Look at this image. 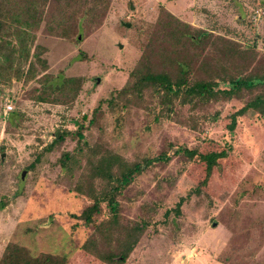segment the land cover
Instances as JSON below:
<instances>
[{
    "label": "rangeland",
    "instance_id": "1",
    "mask_svg": "<svg viewBox=\"0 0 264 264\" xmlns=\"http://www.w3.org/2000/svg\"><path fill=\"white\" fill-rule=\"evenodd\" d=\"M32 1L36 27L5 19L0 30V41L13 48L17 38L4 36L5 29L25 33L22 46L33 65L28 79L27 63L20 65V79H0V254L15 242L31 254L65 255L67 264H102L79 250L92 229L72 217L90 204L74 192L78 180L85 182V153L68 172L57 160L74 154L75 136L43 151L56 131L73 133L80 124V146H97L127 162L167 158L116 198L121 224L148 221L123 264H264V105L247 109L232 131L227 128L230 115L264 95V0H103L105 8L92 21L63 1ZM161 9L210 36L197 48L190 80L242 78L252 87L192 110L173 102L168 114L147 91L139 100L128 95L108 105L129 80L147 38L155 31L163 36L164 29L157 30ZM45 74L54 84L79 80L76 96L53 93L36 101ZM4 101L11 106L7 113ZM177 149L227 154L193 194L203 165L173 154ZM99 187L95 180L93 188ZM179 197L178 215L162 216ZM101 210L99 219H105L103 204Z\"/></svg>",
    "mask_w": 264,
    "mask_h": 264
},
{
    "label": "trees",
    "instance_id": "2",
    "mask_svg": "<svg viewBox=\"0 0 264 264\" xmlns=\"http://www.w3.org/2000/svg\"><path fill=\"white\" fill-rule=\"evenodd\" d=\"M19 1V0H17ZM14 0H0V30L5 19L12 21L18 27H36V10L32 0H22L20 4ZM43 3L47 0H41ZM59 4L71 6L77 14L82 11L83 16L89 17L92 21L100 11L104 9L106 2L103 0H90V3H83L80 0H54ZM105 1V0H104ZM58 6V5H57ZM163 12L157 22V30L164 29L163 36H156L153 32L149 36L142 48L141 55L129 72V80L123 88L111 95L107 104L114 105L115 98L127 101L126 97L131 96L132 100H139L144 91L155 96L158 104L165 113L171 112L172 103L187 105L189 109H195L198 105L203 106L211 100H216L217 96L237 92L239 89L251 88L252 83L242 78H235L228 81L213 80H190L193 59L198 56V47L205 44L210 36L202 31L190 28L188 24L181 23L170 14ZM165 16L162 20L161 18ZM89 21V22H90ZM86 25V24H85ZM2 32V31H0ZM4 36H16L17 46L10 47L9 43L0 41V79L9 80L11 77L20 79L22 71L20 65L27 63L25 78L28 79L33 74V65L27 62L28 50L22 46V36L25 33L21 30L9 27L5 29ZM24 41V40H23ZM203 44V45H204ZM41 69L45 68V63L39 61ZM14 63V67L10 65ZM8 67H11L8 71ZM11 73V74H9ZM264 78V77H263ZM54 77L45 74L40 80L39 94L36 101L46 100V94L58 93L70 98H74L79 89V80L61 79L59 84L53 83ZM264 82V80H262ZM220 84L226 86V90H219ZM225 88V87H224ZM264 105V95L256 96L252 101L247 102L243 107L230 115L227 128L232 131L235 126V119L249 108ZM66 135L76 137V146L72 153H63L57 160L62 170L70 171L75 165L79 164V156L85 153L84 168L85 182L77 181L74 192L85 196L90 202L78 215L72 216L80 221L85 227H91L92 233L85 238L79 246V250L86 256L102 264H123L129 253L135 246L142 231L147 226L148 221L120 223L116 198L120 193L140 175L144 170L155 162H166L164 155L154 158H142L138 162H127L115 153L100 149L99 147L80 146L82 136V126L79 124L73 133L66 130L56 131L51 142L43 148L49 152L52 148L63 141ZM84 149V150H83ZM77 154V156H76ZM173 154H180L187 160H195L203 165V179L191 190L190 193L198 194L200 187H204L211 173L215 170L220 159L226 157V150L221 149L217 152L198 153L195 150L177 149ZM99 180L98 190L93 188V182ZM85 184V185H84ZM184 198L179 197L177 202L170 210H164L162 216L165 218L170 212L178 215L179 208ZM101 204L105 206L107 216L99 219L102 214ZM0 206H4L0 203ZM0 264H67L65 255H52L48 253L31 254L28 249L17 243H7L1 254Z\"/></svg>",
    "mask_w": 264,
    "mask_h": 264
},
{
    "label": "built area",
    "instance_id": "3",
    "mask_svg": "<svg viewBox=\"0 0 264 264\" xmlns=\"http://www.w3.org/2000/svg\"><path fill=\"white\" fill-rule=\"evenodd\" d=\"M3 107H4L3 110L4 113H7L11 109V106L8 104L7 101H4Z\"/></svg>",
    "mask_w": 264,
    "mask_h": 264
},
{
    "label": "water",
    "instance_id": "4",
    "mask_svg": "<svg viewBox=\"0 0 264 264\" xmlns=\"http://www.w3.org/2000/svg\"><path fill=\"white\" fill-rule=\"evenodd\" d=\"M131 8V7H130ZM125 28H128V24H122ZM118 47H120V45L118 46ZM98 82V79H96V83ZM24 171H22L21 173H20V179H22V177H23V175H24Z\"/></svg>",
    "mask_w": 264,
    "mask_h": 264
}]
</instances>
